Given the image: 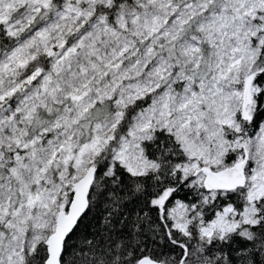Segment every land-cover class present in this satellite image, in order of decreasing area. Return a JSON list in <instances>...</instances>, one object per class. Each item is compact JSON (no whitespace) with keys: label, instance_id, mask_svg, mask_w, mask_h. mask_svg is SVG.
Returning <instances> with one entry per match:
<instances>
[{"label":"snow or ice","instance_id":"6c2138e0","mask_svg":"<svg viewBox=\"0 0 264 264\" xmlns=\"http://www.w3.org/2000/svg\"><path fill=\"white\" fill-rule=\"evenodd\" d=\"M0 264H264V0H0Z\"/></svg>","mask_w":264,"mask_h":264}]
</instances>
